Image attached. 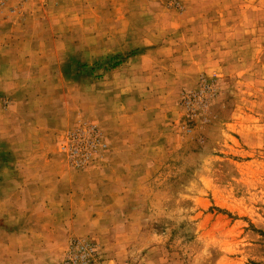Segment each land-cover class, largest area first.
<instances>
[{"label": "rangeland", "instance_id": "obj_1", "mask_svg": "<svg viewBox=\"0 0 264 264\" xmlns=\"http://www.w3.org/2000/svg\"><path fill=\"white\" fill-rule=\"evenodd\" d=\"M0 56V264H264V0L9 2Z\"/></svg>", "mask_w": 264, "mask_h": 264}, {"label": "built area", "instance_id": "obj_2", "mask_svg": "<svg viewBox=\"0 0 264 264\" xmlns=\"http://www.w3.org/2000/svg\"><path fill=\"white\" fill-rule=\"evenodd\" d=\"M25 0H0V11L2 9L5 8L6 4L9 3V2H13V3H22L24 2ZM79 248V246H77V249Z\"/></svg>", "mask_w": 264, "mask_h": 264}, {"label": "trees", "instance_id": "obj_3", "mask_svg": "<svg viewBox=\"0 0 264 264\" xmlns=\"http://www.w3.org/2000/svg\"><path fill=\"white\" fill-rule=\"evenodd\" d=\"M117 65H119V62L114 64V66H117Z\"/></svg>", "mask_w": 264, "mask_h": 264}, {"label": "crops", "instance_id": "obj_4", "mask_svg": "<svg viewBox=\"0 0 264 264\" xmlns=\"http://www.w3.org/2000/svg\"><path fill=\"white\" fill-rule=\"evenodd\" d=\"M1 58H2V57L0 56V60H1Z\"/></svg>", "mask_w": 264, "mask_h": 264}]
</instances>
